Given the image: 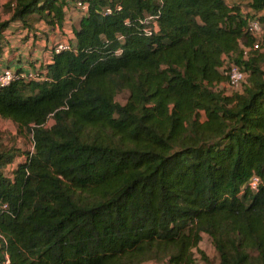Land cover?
Returning a JSON list of instances; mask_svg holds the SVG:
<instances>
[{"label": "trees", "instance_id": "16d2710c", "mask_svg": "<svg viewBox=\"0 0 264 264\" xmlns=\"http://www.w3.org/2000/svg\"><path fill=\"white\" fill-rule=\"evenodd\" d=\"M86 1L44 78L0 88V118L32 137L23 160L0 150V263L193 264L205 234L219 259L199 251L204 264H264V17L224 0ZM67 5L10 0L0 33L30 15L59 25Z\"/></svg>", "mask_w": 264, "mask_h": 264}, {"label": "crops", "instance_id": "0c3cea01", "mask_svg": "<svg viewBox=\"0 0 264 264\" xmlns=\"http://www.w3.org/2000/svg\"><path fill=\"white\" fill-rule=\"evenodd\" d=\"M10 0H0V20H8L11 11L6 8ZM228 6H236L242 14L264 17V8L252 11L248 7L251 0H224ZM72 0L63 8L64 17L59 25L48 24L44 19L30 15L23 24L11 20L0 33V69H31L46 67L52 61V48L57 43H75L74 30L79 26L81 13L72 7ZM158 28V27H157ZM203 237V235H202Z\"/></svg>", "mask_w": 264, "mask_h": 264}, {"label": "built area", "instance_id": "2783aa9c", "mask_svg": "<svg viewBox=\"0 0 264 264\" xmlns=\"http://www.w3.org/2000/svg\"><path fill=\"white\" fill-rule=\"evenodd\" d=\"M70 1V0H68ZM72 7L78 10L81 14H85L88 9V2L86 0H72ZM118 8V7H117ZM111 12V9L106 7L103 9L104 14H108ZM157 15H146L139 22L141 24V32L145 35H151L153 32L157 30ZM245 30L249 32L251 35L257 37L263 31L262 24L256 19L251 18L248 19L245 25ZM258 48V43L254 42L251 47H247L243 50V53L246 54L250 49ZM71 46L67 43H57L53 46L52 52L57 53L62 50H69ZM116 52H119L117 50ZM226 74V85L228 88H237L239 87L241 81L244 78V73L235 65L233 62L229 63L225 67ZM44 78L42 70L38 69V67L31 69H13L9 67H5L0 69V88L7 86L11 82L15 80H41ZM258 183V178L256 176H251L248 185L255 189ZM8 258L5 256V260L0 264H7Z\"/></svg>", "mask_w": 264, "mask_h": 264}, {"label": "rangeland", "instance_id": "374dc122", "mask_svg": "<svg viewBox=\"0 0 264 264\" xmlns=\"http://www.w3.org/2000/svg\"><path fill=\"white\" fill-rule=\"evenodd\" d=\"M239 89V88H237ZM233 90V89H232ZM229 93V90H228ZM128 92L123 89L120 90L114 97L117 103L123 104L126 101ZM53 124L51 117L47 118L44 126L49 127ZM32 149V137L31 132L26 128L19 129L10 120L0 118V150L10 151L16 153L18 156L16 161L23 160L22 156H25L27 152ZM20 155V156H19ZM193 251V264H204V260L200 257V253H203L207 257L208 261L212 263L218 262V253L215 250L211 238L203 234L202 239L199 241L198 246L192 249ZM140 264H167L165 258L160 259H147Z\"/></svg>", "mask_w": 264, "mask_h": 264}]
</instances>
